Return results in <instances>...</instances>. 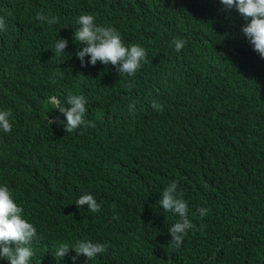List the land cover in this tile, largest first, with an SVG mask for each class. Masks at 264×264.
Wrapping results in <instances>:
<instances>
[{
    "label": "trees",
    "instance_id": "16d2710c",
    "mask_svg": "<svg viewBox=\"0 0 264 264\" xmlns=\"http://www.w3.org/2000/svg\"><path fill=\"white\" fill-rule=\"evenodd\" d=\"M37 12L57 16L58 23L38 26L39 35L48 32V46L57 38L68 41V55L61 58L77 65L83 83L64 70L66 96L47 92L34 86L37 75L16 60L14 75L0 86V98H7L24 134L43 129L59 137L0 140V166L16 169L24 180L16 184L15 197L38 230L36 253L44 256L36 264H260L264 61L250 57L232 72L220 65L228 50L247 45L240 37L243 17L219 0H0L7 26L0 46L19 39L15 22L33 21ZM82 14L117 26L125 43L143 42L158 57L171 51L170 38H184L182 51L196 53L193 74L179 75L172 59L137 79L99 62L81 67L72 36ZM108 75L117 100L105 90ZM77 93L96 113L89 111L85 129L67 133L46 100L57 95L65 104V97ZM122 134L131 141L116 142ZM172 180L194 214L189 219L195 227L180 247L170 242L169 218L157 205ZM85 192L98 199L99 212L76 208V197ZM197 207L208 209L202 219ZM81 232H92L106 251L88 262L83 256L73 262L71 251L63 260L51 255L58 243L74 242Z\"/></svg>",
    "mask_w": 264,
    "mask_h": 264
},
{
    "label": "clouds",
    "instance_id": "9594fccd",
    "mask_svg": "<svg viewBox=\"0 0 264 264\" xmlns=\"http://www.w3.org/2000/svg\"><path fill=\"white\" fill-rule=\"evenodd\" d=\"M9 3L15 0H8ZM225 10L235 9L246 21L241 28L243 36L247 41L245 47L239 50H228L223 55L220 65L224 69L229 67L227 72H232L250 57L254 60L258 58L264 61V0H219ZM33 21L23 19L19 23L15 22V29L20 33L19 39L11 45L6 42L0 46V86L7 82L14 75L16 70V60L20 68H26L37 75V83L34 85L47 92L60 93L66 96L62 83L67 82V73L72 72L74 76L83 83V76L76 64L64 61L61 56L68 55L65 49L68 41L64 38H57L52 46H48L46 35L48 32L42 31L39 35L40 24L53 25L58 23V18L52 13L37 12ZM73 30L72 40L77 45L75 57L80 61L81 67L87 65L95 66L98 62L107 68L114 66L113 73L127 78H140L145 71L158 67L161 60L172 59L174 68L179 75L193 74V61L196 57L195 50H184L186 40L182 37L169 39L168 48L171 51L154 55L148 53L143 42L127 44L124 41L119 28L114 25L99 24L94 15H79ZM6 23L0 18V32L6 31ZM39 35V36H38ZM242 49V50H241ZM87 58V61L85 60ZM205 63V59L202 60ZM201 62V63H202ZM146 68L142 69L143 65ZM229 74V73H228ZM89 76V73L87 74ZM121 79L114 77L113 79ZM112 79V80H113ZM111 77L105 80V90L111 100H117L108 84ZM86 82V77H85ZM84 89V88H83ZM63 99L57 95H49L46 102L55 109V113L60 115L61 126L67 133H77L85 129L88 124V113H96L89 107V101L83 93L71 94ZM91 105H93L91 103ZM6 97L0 98V140L1 139H59L58 135L45 132L43 129L34 130L29 135L24 134V129L17 125V120ZM153 104V108H157ZM128 111H134V105L128 104ZM87 114V117H86ZM86 117V118H85ZM53 125L56 120H51ZM130 140L131 137L125 134L119 135ZM135 152L131 163L134 167ZM24 180L19 177L16 169L0 166V261L4 264H36L37 258L44 256L36 253L37 242L39 240L38 230L35 224L24 214L23 206L16 200L15 186ZM74 205L78 210L84 209L90 213H97L101 209L98 199L91 193H82L76 197ZM157 205L161 212L169 218L170 242L176 247L183 244L195 225L189 219L194 216L192 209L181 192L176 180L170 181L165 186L159 196ZM208 212L205 207H197L196 213L202 219ZM118 220V215L113 216ZM227 222L224 226H227ZM74 242L58 243L51 255L63 260L69 252H74L72 257L75 262L77 257L83 256L86 260L92 261L101 256L106 251V246L93 238L92 232H81L75 235Z\"/></svg>",
    "mask_w": 264,
    "mask_h": 264
},
{
    "label": "rangeland",
    "instance_id": "374dc122",
    "mask_svg": "<svg viewBox=\"0 0 264 264\" xmlns=\"http://www.w3.org/2000/svg\"><path fill=\"white\" fill-rule=\"evenodd\" d=\"M260 241L262 242V241H264V240H260ZM260 264H264V256L261 257V259H260Z\"/></svg>",
    "mask_w": 264,
    "mask_h": 264
},
{
    "label": "bare ground",
    "instance_id": "6f19581e",
    "mask_svg": "<svg viewBox=\"0 0 264 264\" xmlns=\"http://www.w3.org/2000/svg\"><path fill=\"white\" fill-rule=\"evenodd\" d=\"M149 47V46H148ZM18 172V171H17ZM19 174V173H18ZM19 177H20V175H19Z\"/></svg>",
    "mask_w": 264,
    "mask_h": 264
}]
</instances>
